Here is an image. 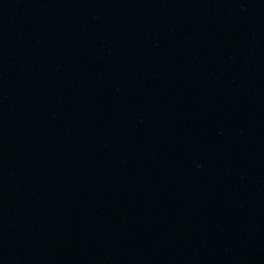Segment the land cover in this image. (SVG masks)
I'll list each match as a JSON object with an SVG mask.
<instances>
[{
	"label": "water",
	"instance_id": "water-1",
	"mask_svg": "<svg viewBox=\"0 0 264 264\" xmlns=\"http://www.w3.org/2000/svg\"><path fill=\"white\" fill-rule=\"evenodd\" d=\"M0 264H264V148L94 201L2 251Z\"/></svg>",
	"mask_w": 264,
	"mask_h": 264
}]
</instances>
